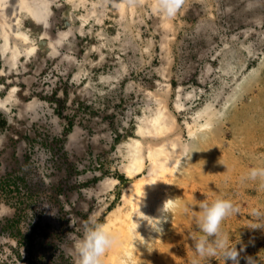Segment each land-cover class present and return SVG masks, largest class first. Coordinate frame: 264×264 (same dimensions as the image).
Instances as JSON below:
<instances>
[{"label": "rangeland", "instance_id": "rangeland-1", "mask_svg": "<svg viewBox=\"0 0 264 264\" xmlns=\"http://www.w3.org/2000/svg\"><path fill=\"white\" fill-rule=\"evenodd\" d=\"M186 1L172 15L167 0H26L17 41L0 24V264H76L97 224L119 238L102 264H192L193 210L216 198L238 208L221 229L239 264H264V182L241 180L264 166V0ZM161 106L181 153L138 241L130 215L110 216L148 173L146 144V168L128 171L132 140H149L139 130Z\"/></svg>", "mask_w": 264, "mask_h": 264}, {"label": "bare ground", "instance_id": "bare-ground-1", "mask_svg": "<svg viewBox=\"0 0 264 264\" xmlns=\"http://www.w3.org/2000/svg\"><path fill=\"white\" fill-rule=\"evenodd\" d=\"M25 1L26 0H11L10 8L8 10L9 12L11 11V14L7 13L9 17L6 15L5 17H0V24L2 25L4 35L6 34L9 38L15 41L22 36L18 20L16 19V12L17 10H20V8L25 9L27 7L24 6ZM129 1L134 5L133 2L135 0H120L119 5L127 7ZM138 1L140 3L152 1V6L156 10L157 8H160L163 0ZM72 3L73 0H67V4ZM180 3L181 0H179V4ZM176 10V8L172 10L171 14H175ZM1 15H4V13H1ZM170 24L171 22L168 21L167 25L169 26ZM1 103V107H4L5 102ZM168 118L169 117L165 113V108L161 106L156 118L149 121L148 125L150 126L148 128L141 127L139 130V133L143 138H148L149 140H132L134 157L131 156L132 159L128 165V171L131 176H134L136 173L138 174L141 170L146 168V165H143L144 159L146 158L143 154L145 153L143 149L144 144H146V152L150 159L148 173L143 177L138 178V180L131 185L129 190L124 193L123 206H120L118 208L119 210L117 209L116 212L110 216V218H112L118 212H122L123 215H130V222H126V225L127 228L132 231L131 234H133L138 241L147 236H154L156 233L154 232L155 227L158 226L157 223L159 219H162L165 211L164 202L167 201L164 200H168L165 198L168 197L167 191H163L164 182L167 179L165 176H169L168 171L170 165L173 166L178 163L176 157L181 153V145L178 139L179 136L168 138V135L173 133L177 127L175 120L173 118L168 120ZM155 180H157V182L156 184H153ZM161 183L162 186H159ZM162 199H164V202H161ZM1 212L3 213L2 210L0 211V214ZM128 251L129 250H126L127 254ZM130 257L131 253H129V258Z\"/></svg>", "mask_w": 264, "mask_h": 264}, {"label": "clouds", "instance_id": "clouds-1", "mask_svg": "<svg viewBox=\"0 0 264 264\" xmlns=\"http://www.w3.org/2000/svg\"><path fill=\"white\" fill-rule=\"evenodd\" d=\"M179 6V0H167L163 5L168 11ZM256 180L259 178L264 182V166L252 167L248 170L244 179ZM264 187V183L261 184ZM8 206L0 203V208ZM187 210V208H186ZM199 230L203 235L194 242L195 259L192 264H200L199 258L221 256L224 264H239V253L229 243V238L221 229L222 221L229 215L238 211L234 203L225 198H216L212 201L207 199L200 201L198 210H193ZM254 215H261L258 209H253ZM211 238V239H209ZM119 243L118 236L108 231L103 225L97 224L86 230L83 239L77 246L76 264H102V257L114 245ZM248 264H253L252 257H247Z\"/></svg>", "mask_w": 264, "mask_h": 264}, {"label": "trees", "instance_id": "trees-1", "mask_svg": "<svg viewBox=\"0 0 264 264\" xmlns=\"http://www.w3.org/2000/svg\"><path fill=\"white\" fill-rule=\"evenodd\" d=\"M71 124H72V123H71ZM71 124H70V125H71Z\"/></svg>", "mask_w": 264, "mask_h": 264}]
</instances>
